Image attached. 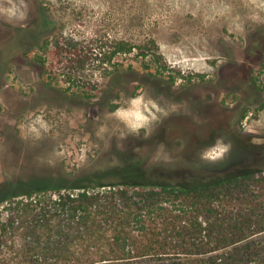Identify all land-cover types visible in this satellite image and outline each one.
<instances>
[{
  "label": "rangeland",
  "instance_id": "rangeland-1",
  "mask_svg": "<svg viewBox=\"0 0 264 264\" xmlns=\"http://www.w3.org/2000/svg\"><path fill=\"white\" fill-rule=\"evenodd\" d=\"M136 96L151 122L133 133L112 114ZM217 140L228 151L203 159ZM253 167L264 0H0V195L37 179L195 183Z\"/></svg>",
  "mask_w": 264,
  "mask_h": 264
},
{
  "label": "trees",
  "instance_id": "trees-1",
  "mask_svg": "<svg viewBox=\"0 0 264 264\" xmlns=\"http://www.w3.org/2000/svg\"><path fill=\"white\" fill-rule=\"evenodd\" d=\"M2 191L0 203L22 197L0 219V264H264V167L195 183L37 179Z\"/></svg>",
  "mask_w": 264,
  "mask_h": 264
},
{
  "label": "clouds",
  "instance_id": "clouds-1",
  "mask_svg": "<svg viewBox=\"0 0 264 264\" xmlns=\"http://www.w3.org/2000/svg\"><path fill=\"white\" fill-rule=\"evenodd\" d=\"M10 15H15V11L8 10ZM23 19V16L20 17ZM152 105L151 101H146L143 96H136L129 100L127 107L118 108L112 115L120 120L130 132L138 133L140 129L146 127L151 122V117L148 113V108ZM104 131V129H101ZM228 151V146L222 141L210 146L202 153V158L205 160H216L222 157Z\"/></svg>",
  "mask_w": 264,
  "mask_h": 264
},
{
  "label": "flooded vegetation",
  "instance_id": "flooded-vegetation-1",
  "mask_svg": "<svg viewBox=\"0 0 264 264\" xmlns=\"http://www.w3.org/2000/svg\"><path fill=\"white\" fill-rule=\"evenodd\" d=\"M37 32H41V30L39 31V29L35 32V28H30V27H28L27 29H26V32L24 31V33H25V35H22L23 37H29V36H33V34L34 33H37ZM38 47V46H37ZM36 47V48H37ZM34 49H35V47H33ZM176 171V174H178V173H180V174H182V173H186L187 171H186V169H184L183 171L181 170V169H177V170H175ZM152 174L154 175V174H156V175H162V176H170V177H172L173 176V174L171 173V172H169V171H165V170H161V169H159V168H157V167H155L154 169H152ZM190 173H192V172H190Z\"/></svg>",
  "mask_w": 264,
  "mask_h": 264
}]
</instances>
